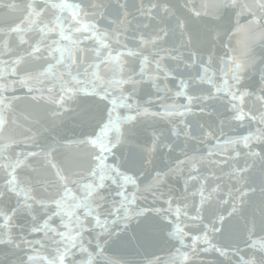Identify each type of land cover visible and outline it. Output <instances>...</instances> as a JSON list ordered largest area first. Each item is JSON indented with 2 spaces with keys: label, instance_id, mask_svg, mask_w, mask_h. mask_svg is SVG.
Listing matches in <instances>:
<instances>
[{
  "label": "snow or ice",
  "instance_id": "1",
  "mask_svg": "<svg viewBox=\"0 0 264 264\" xmlns=\"http://www.w3.org/2000/svg\"><path fill=\"white\" fill-rule=\"evenodd\" d=\"M2 10L0 264H264V0ZM24 100L75 138L39 143Z\"/></svg>",
  "mask_w": 264,
  "mask_h": 264
},
{
  "label": "water",
  "instance_id": "2",
  "mask_svg": "<svg viewBox=\"0 0 264 264\" xmlns=\"http://www.w3.org/2000/svg\"><path fill=\"white\" fill-rule=\"evenodd\" d=\"M106 3H111L112 0H105ZM13 14L7 12L6 10L0 11V20L10 18ZM252 51L255 55L257 61L260 59L261 56H264V47L261 46V43L259 40H256L254 43H252ZM259 81V74L258 73H252L250 74L249 78L246 80V83L252 84L254 87L258 85ZM25 90L21 89L20 87H17L15 95L17 96H25ZM8 95H11L9 93ZM15 107V113L13 117L17 120L18 124L22 127H32L34 132H37V141L41 144H44L51 140L53 137L57 139L61 138H67V139H74L75 136L73 134V129L75 127L74 123L70 120H65L63 125H59L57 127H52L47 122V116L45 109L43 106L34 105L26 100L16 102L14 104ZM36 121H39V123H36ZM201 123L204 121L201 120ZM22 130V128L18 129V131ZM239 133H243V129L237 130ZM235 134V133H233ZM244 163L243 158L240 161V164L242 165ZM258 169L259 165H257V175H258ZM174 187L179 190L181 187V183H175ZM3 254L0 253V257H2ZM154 256H160L162 259L167 258L168 251L166 248H154L149 249L147 253L143 257H139L140 259L144 258H153Z\"/></svg>",
  "mask_w": 264,
  "mask_h": 264
}]
</instances>
